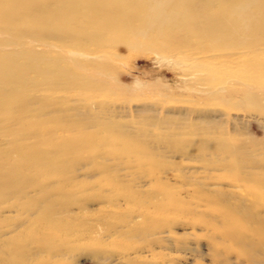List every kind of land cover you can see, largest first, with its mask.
Here are the masks:
<instances>
[{
	"label": "rangeland",
	"instance_id": "374dc122",
	"mask_svg": "<svg viewBox=\"0 0 264 264\" xmlns=\"http://www.w3.org/2000/svg\"><path fill=\"white\" fill-rule=\"evenodd\" d=\"M111 36V60L83 61L89 86L41 84L38 92H51L50 99H33L21 118L31 126L39 117L59 124L58 136L94 138L80 156L67 154L62 174H40L25 196L0 199V264H264L261 248L227 235L223 215L249 209L264 215V204L254 206L264 201V75H241L245 62L257 63L264 53L218 63L210 52L193 56L209 49L205 42L168 44L156 33L134 45ZM178 50L192 54L169 56ZM10 129L6 136L0 131V150L16 158L15 123ZM19 141L38 144L31 132ZM54 185L67 189L59 193ZM219 200L239 209L222 210ZM46 203L53 204L49 221L59 223L39 226L40 237L55 230L54 239L41 237L39 244L32 232ZM15 238L26 256L11 263L13 250L4 253L1 243Z\"/></svg>",
	"mask_w": 264,
	"mask_h": 264
},
{
	"label": "bare ground",
	"instance_id": "6f19581e",
	"mask_svg": "<svg viewBox=\"0 0 264 264\" xmlns=\"http://www.w3.org/2000/svg\"><path fill=\"white\" fill-rule=\"evenodd\" d=\"M156 33L163 34L168 44L179 42L186 47L193 42L208 44L209 49L193 53V56L210 52L218 63H239L243 55L256 57L264 53V0H0V131L8 135L10 126L15 123L11 149L18 152L13 158L7 150H0V199L8 193L25 196L28 186L36 185L40 174L57 176L68 167L67 154L80 156L82 149L94 138L93 135L70 133L58 136L55 131L59 124L45 122L40 117L33 126L30 121L21 122V118L32 111L29 105L33 99L38 103L51 97L49 91L38 92L41 84L54 90L63 86H89L85 72L90 67L83 61L112 59L110 44L113 42H108L107 36L112 35L111 39L116 41L119 36L126 43L136 45L152 40ZM36 45L43 47V53H53V57L47 59L34 49ZM70 52L78 57L68 55ZM191 54L178 50L169 56L180 59ZM101 67L93 69L100 73ZM241 71L244 77L260 78L264 75V59L257 63L245 62ZM41 110L35 111L41 113ZM61 126L66 127L62 123ZM30 132L38 144L19 141ZM122 142L129 149L131 145L125 139ZM219 143L205 140L208 145ZM220 146L225 147L222 142ZM133 147L137 149L140 145ZM154 165L157 168L155 162ZM53 189L58 191L59 188L54 185ZM53 189H46V192ZM60 189L67 188L62 185ZM263 204L260 199L254 206ZM215 205L222 206L221 201H215ZM52 207V203H46L35 220L36 229L24 231L25 235L32 232V238L39 244V238L47 241L55 235V230L49 229L50 232L42 233L41 227L39 234L43 235L40 237L36 232L42 223L45 227L48 223L58 226L59 222L49 221ZM238 207L222 206V210H237ZM223 215L228 224L227 235L248 244L250 249L259 247L264 252V215H257L253 209L242 211L238 216L230 217L224 212ZM15 241L16 238L1 243L4 253L13 250L11 263H18L26 256L18 252Z\"/></svg>",
	"mask_w": 264,
	"mask_h": 264
}]
</instances>
